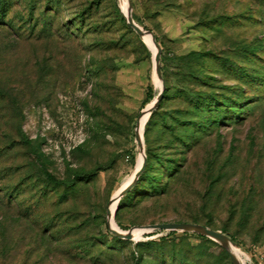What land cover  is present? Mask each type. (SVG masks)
Instances as JSON below:
<instances>
[{"label":"rangeland","instance_id":"1","mask_svg":"<svg viewBox=\"0 0 264 264\" xmlns=\"http://www.w3.org/2000/svg\"><path fill=\"white\" fill-rule=\"evenodd\" d=\"M15 1L0 20V264H232L212 240L148 229L166 223L226 231L242 264H264L263 0H129L161 47L160 82L122 0ZM30 4L47 31L18 20ZM184 90L240 114H198ZM160 94L149 147L177 164H155L159 193L114 217L142 232L128 241L109 232L107 211L138 169L136 124ZM205 120V133L189 127ZM143 140L146 166L145 126ZM43 171L75 189L47 185Z\"/></svg>","mask_w":264,"mask_h":264},{"label":"trees","instance_id":"2","mask_svg":"<svg viewBox=\"0 0 264 264\" xmlns=\"http://www.w3.org/2000/svg\"><path fill=\"white\" fill-rule=\"evenodd\" d=\"M264 2V0H263ZM16 1L15 0H0V20H3V18L6 17L7 14V9L10 7V5L15 4ZM34 8L33 6L30 4V13L28 18H24L23 16L19 17V21H21V23L23 24H27L28 25V29L32 30L33 26L30 25L31 21H34V24L37 25L38 27H41V31H47L48 30V23L47 20L45 18H35L34 16ZM119 14V11H117ZM121 20L124 22V25L127 27L126 24V20L124 17H121ZM15 25V23L13 24ZM17 27H19L18 25H16V27H14V30L17 29ZM130 29V28H128ZM130 32L133 33V31L130 30ZM157 40V39H156ZM158 41V40H157ZM203 55L201 53L198 52H194L192 54H190V56L187 58L190 63H195V62H200L202 60ZM162 61V60H161ZM188 68V66H187ZM187 76L189 77L190 81L193 82L196 79V73L193 71L187 72ZM241 77L242 81H246V79H248L249 77L245 74H243ZM198 81L201 82V78H198ZM165 95H169L168 93ZM179 97H181L187 104H189L192 108L195 109V112L198 114L201 113H217L218 114H225V116H231L234 117L240 114V111L235 110V107H230L229 104H223V106H219V103L216 102V100H210L205 99V98H201L200 96L194 95L193 92H186L185 90L180 92ZM165 96V98H166ZM217 115L211 116L210 117H215ZM235 118H231V120H233ZM158 116H156V113L151 114V116L149 117L146 125H145V144H147V149H146V155H147V164L145 166V169L143 171V173L141 174L139 180L137 181L136 185L132 188V190L130 192H128L118 203L117 206V211H116V215L115 217L118 216V213L121 209H123L124 207V203H129L130 200H135L138 199L139 197H149L151 196V194L149 193H154L157 194L159 193V191L161 190V186H159V181L156 180L155 177H153L152 173L155 171V164L159 165L158 168L161 169H165V171H171L174 169V167L176 166L177 162H174L173 165H168L167 164V160H165L163 157L153 154L152 150L149 147V133L151 130V127L156 124L158 122ZM209 122H211V120H205L203 122H199L198 124L195 123H191L189 126L190 128H196L200 129V132H204V129H206V125L209 124ZM222 120H215V123H221ZM161 123L167 127V119H162ZM175 131V129L173 130ZM199 132V133H200ZM185 140H182V143ZM92 174L94 175V173L92 172ZM42 176L44 178V182L47 185H51L53 187H55L56 189H63V190H67V191H73L76 187V182L75 181H62V180H58L56 179L53 175H51L49 172L47 171H43ZM77 178L79 177H83L82 175H76ZM82 180H80L79 182H81ZM20 192H18L19 194ZM5 197V196H3ZM18 199V198H16ZM200 224V223H198ZM207 226L209 228H211L208 225H204ZM224 234H227L226 231H221ZM176 233V232H175ZM174 233V234H175ZM187 235V233H185ZM194 235V234H193ZM152 235L149 234L147 235V237H151ZM196 237H198L201 240H208L207 238H204L202 236H198L195 235ZM233 241H235V239L232 236H229ZM115 238V237H114ZM165 238H161L159 241H147V242H140L137 243L135 246L136 248L140 251L143 246L147 247V248H152L154 246H159L163 241H165ZM136 264H138V261L136 260Z\"/></svg>","mask_w":264,"mask_h":264},{"label":"water","instance_id":"3","mask_svg":"<svg viewBox=\"0 0 264 264\" xmlns=\"http://www.w3.org/2000/svg\"><path fill=\"white\" fill-rule=\"evenodd\" d=\"M126 1L128 3V12H127V14H124V18L126 20L127 27L132 29L139 36V38L142 41L146 35L151 36L152 41L155 45V48L157 49V53L153 57L155 75L159 81H162L163 78H162V70H161V53H162L161 47L157 43L156 37L151 32L143 30L141 27H139L134 22V20L132 18L131 3L129 0H126ZM161 97H162V94H160L158 96V98L156 99L154 104L147 110L149 117L152 114V112L156 109V107L158 106V104L161 100ZM144 113L145 112L142 113L140 118L143 116ZM140 118H139V120H140ZM139 120L137 121L136 129H135V140H136V144H137V150H138L139 154L143 156V162H142V165L139 168V170L136 172L131 183L118 194V196L116 198V200L118 202L128 192H130L132 190V188L136 185L137 181L139 180V178H140V176L143 173L144 168H145L144 140H143V136L141 138V136L139 134ZM112 201H113V199L111 200V202ZM116 209H115V212H116ZM115 212L113 214V219L115 217ZM110 217H111V213L108 210L106 223H107L109 232L113 236L120 238V239L128 240V241H134L135 240L132 232L123 233L121 231L113 229L110 225V222H109ZM148 229H150V231H156L157 230V231H167V232H181V233H187V234H194V235L202 236L204 238H207V239L212 240L213 242L219 244L224 250H226L229 254V257H230L232 264H241V262L239 261V259L237 258V256L233 252V249L238 248L237 244L226 234H224L220 231H217V230H213L207 226H204L201 224H193V223H166V224H156L153 226H149Z\"/></svg>","mask_w":264,"mask_h":264},{"label":"bare ground","instance_id":"4","mask_svg":"<svg viewBox=\"0 0 264 264\" xmlns=\"http://www.w3.org/2000/svg\"><path fill=\"white\" fill-rule=\"evenodd\" d=\"M122 10H123V12H124V14H127V12H128V3H127V1L126 0H122ZM143 41H145V43L148 45V47L149 48H151L152 50H153V52L155 53L154 54V56L156 55V53H157V49L155 48V45H154V43H153V41H152V38H151V36L150 35H146L145 37H144V39H143ZM153 56V57H154ZM158 79V78H157ZM160 82V81H159ZM152 106V105H151ZM150 106V107H151ZM149 109V108H148ZM147 109V110H148ZM147 110L145 111V113L143 114V116L140 118V120H139V134H140V136H141V138H142V136H143V132H144V126H145V123H147V121H148V118H149V114H148V112H147ZM142 162H143V156L141 155L140 156V158H139V161H138V169H137V171L139 170V168L141 167V165H142ZM136 171V172H137ZM136 172H135V174H136ZM135 176V175H134ZM134 176H133V178H134ZM133 178H130L129 180H126L125 182H124V184H123V186H122V188L118 191V193L115 195V197L113 198V201L110 203V205H109V211H110V213H111V217H110V225H111V227L113 228V229H115V230H118V231H120L119 229H118V227L116 226V224H115V222H114V220H113V214H114V212H115V209L117 208V205H118V201L116 200V198H117V196H118V194L122 191V190H124L130 183H131V181L133 180ZM141 234H142V232L140 231V230H134L133 231V235H134V238L135 237H140L141 236ZM233 252H234V254L239 258V256H238V252H237V249H233ZM242 264V263H241Z\"/></svg>","mask_w":264,"mask_h":264}]
</instances>
